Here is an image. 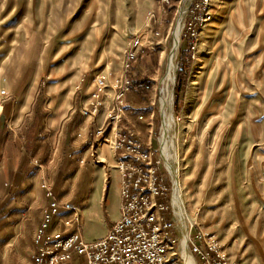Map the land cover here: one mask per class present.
<instances>
[{
    "label": "rangeland",
    "instance_id": "374dc122",
    "mask_svg": "<svg viewBox=\"0 0 264 264\" xmlns=\"http://www.w3.org/2000/svg\"><path fill=\"white\" fill-rule=\"evenodd\" d=\"M136 36L143 44L126 72ZM100 76L111 98L93 125L112 112L126 77L153 85L126 94L120 126L135 128L154 149L165 129L190 220L214 234L232 262L264 264V0H0V106L39 94L35 122L46 106L76 97L90 103ZM109 114L103 135L93 133L96 157L101 150L114 156ZM62 161L59 151L43 181L45 197L50 187L60 204L80 206L92 169L79 163L84 173L77 174L64 163L56 179ZM4 168L0 199L8 188ZM31 223L16 230L15 222H0V264L33 263Z\"/></svg>",
    "mask_w": 264,
    "mask_h": 264
},
{
    "label": "built area",
    "instance_id": "2783aa9c",
    "mask_svg": "<svg viewBox=\"0 0 264 264\" xmlns=\"http://www.w3.org/2000/svg\"><path fill=\"white\" fill-rule=\"evenodd\" d=\"M142 44L140 36L132 39L124 63L126 72L134 67ZM95 84L91 107L83 111L92 119L111 98L104 76L97 77ZM153 89L149 83H133L126 77L113 96L115 106L109 114L112 145L113 151L122 154L117 158L120 218L103 238L87 242L80 236L79 211L69 203L60 204L55 191L46 187L48 205L34 235L32 264H237L229 259L214 234L192 222L185 207L183 212L177 208L174 194L180 183L167 161L165 129L154 149L145 146L136 130L120 126L126 112V94ZM103 131H97L98 137ZM78 257L85 263H77Z\"/></svg>",
    "mask_w": 264,
    "mask_h": 264
},
{
    "label": "crops",
    "instance_id": "0c3cea01",
    "mask_svg": "<svg viewBox=\"0 0 264 264\" xmlns=\"http://www.w3.org/2000/svg\"><path fill=\"white\" fill-rule=\"evenodd\" d=\"M38 97L39 94L31 97L28 93L18 104L9 102L5 107L0 106V132H5L0 136V171L4 164L7 166L11 163V167L4 168L8 188L0 199V213L6 211L9 216H2L0 222H10L12 225L15 222L17 230L32 221L31 225L38 228L48 205L42 189L43 181L47 176L51 177L48 168L60 151L64 161L54 173L56 179L64 177V163L70 164L71 168L73 164L76 165L74 173L77 174L84 169L77 165L79 163L86 164V170L92 169L82 191L85 200L75 208L82 219L81 238L87 242L101 239L120 218L122 202L121 175L117 169V158L122 154L113 151L114 156H110L101 150L96 157L93 153V133L103 128L110 111H104L97 125H93L94 119L82 116L90 103L76 97L54 110L51 105L46 106L38 120L33 122L37 118L31 116ZM52 112L54 114L51 117ZM124 129L136 130L129 127ZM51 130L55 132L53 139Z\"/></svg>",
    "mask_w": 264,
    "mask_h": 264
},
{
    "label": "bare ground",
    "instance_id": "6f19581e",
    "mask_svg": "<svg viewBox=\"0 0 264 264\" xmlns=\"http://www.w3.org/2000/svg\"><path fill=\"white\" fill-rule=\"evenodd\" d=\"M180 25H178V27H177V34L179 35V33H180ZM179 42V41H178ZM197 81L196 80H193L192 81V86L194 87V86H197ZM196 88V87H195ZM189 111V110H188ZM165 113V112H164ZM170 129V128H169ZM166 131H168V126H166ZM169 132V131H168ZM104 146V142L103 141H100V143H99V148L100 147H103ZM167 160H168V153H167ZM168 162H169V160H168ZM169 164H170V162H169ZM171 166V165H170ZM180 170V169H179ZM179 183L180 184H178L177 185V187H176V192H175V194H174V201H175V204H176V206H177V208L179 209V210H181L182 212L184 211V201H183V199H182V190H183V187H182V179H181V177L179 176Z\"/></svg>",
    "mask_w": 264,
    "mask_h": 264
},
{
    "label": "trees",
    "instance_id": "16d2710c",
    "mask_svg": "<svg viewBox=\"0 0 264 264\" xmlns=\"http://www.w3.org/2000/svg\"><path fill=\"white\" fill-rule=\"evenodd\" d=\"M181 76H184V74L182 73ZM184 77L181 78L180 80V83H179V86L177 87V92H178V95H180L182 93V86H183V82L185 80V78L183 79ZM141 104L140 102H136L135 105H137L138 107H141ZM143 106V105H142Z\"/></svg>",
    "mask_w": 264,
    "mask_h": 264
}]
</instances>
